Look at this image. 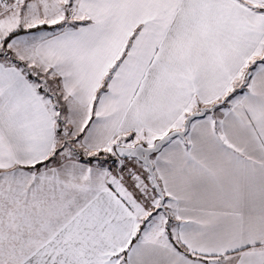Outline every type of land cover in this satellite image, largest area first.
Listing matches in <instances>:
<instances>
[{
	"label": "snow or ice",
	"instance_id": "1",
	"mask_svg": "<svg viewBox=\"0 0 264 264\" xmlns=\"http://www.w3.org/2000/svg\"><path fill=\"white\" fill-rule=\"evenodd\" d=\"M0 264H264V0H0Z\"/></svg>",
	"mask_w": 264,
	"mask_h": 264
}]
</instances>
